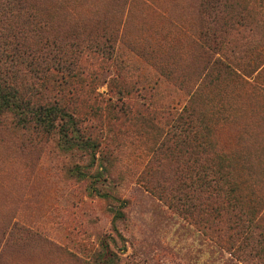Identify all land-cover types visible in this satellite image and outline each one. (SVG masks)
I'll return each instance as SVG.
<instances>
[{
  "label": "rangeland",
  "instance_id": "rangeland-1",
  "mask_svg": "<svg viewBox=\"0 0 264 264\" xmlns=\"http://www.w3.org/2000/svg\"><path fill=\"white\" fill-rule=\"evenodd\" d=\"M0 27L98 144L0 118V264H264V0H0Z\"/></svg>",
  "mask_w": 264,
  "mask_h": 264
},
{
  "label": "trees",
  "instance_id": "trees-1",
  "mask_svg": "<svg viewBox=\"0 0 264 264\" xmlns=\"http://www.w3.org/2000/svg\"><path fill=\"white\" fill-rule=\"evenodd\" d=\"M37 29L39 28L35 23L33 31L36 32ZM1 34L3 36V27H0V36ZM37 51L36 48L28 50L27 46L22 47L21 50L19 43L7 44L3 42L0 45V118L10 115L18 126L32 125L43 133L55 132L59 136L60 146L63 149L82 150L90 158L95 159L98 144L90 137L83 136L72 113L57 102L49 103L38 100L37 97L40 93H36L38 84L35 80L37 79L39 86H42L41 83L45 81L44 75L49 67L53 66L54 63H59V61H45L36 58L24 61L19 58L27 59L25 55L28 56ZM9 56H11L10 59H8ZM17 64H22L31 76L25 75V79L23 77L19 79L18 69L10 71V68ZM222 158L226 160V158ZM206 162L204 158V163ZM70 172L79 178L86 176V173L77 166L70 169ZM204 175L206 174L204 173ZM204 175L202 174L201 178ZM217 176L216 181H219L217 183H227L230 190H237V184L241 183L228 171L220 170ZM212 178L215 177L212 175ZM212 178L206 176L205 179H201L199 186L203 189L211 185L212 180H214ZM208 183L209 185H207ZM94 191L100 194L96 188ZM100 195L105 197V195ZM87 264H129V262L126 257L121 258L116 251L108 249L107 244H102L101 249H97L92 254Z\"/></svg>",
  "mask_w": 264,
  "mask_h": 264
}]
</instances>
